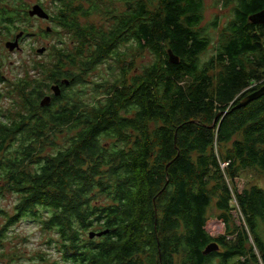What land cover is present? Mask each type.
I'll return each instance as SVG.
<instances>
[{
	"label": "trees",
	"instance_id": "1",
	"mask_svg": "<svg viewBox=\"0 0 264 264\" xmlns=\"http://www.w3.org/2000/svg\"><path fill=\"white\" fill-rule=\"evenodd\" d=\"M15 1L0 0V21L17 29L31 16ZM53 1L76 44L68 54L53 48L50 80L62 94L43 107L45 86L20 83L27 114L0 123V174L23 197L16 219L49 211L44 227L58 232L75 264H176L178 256L189 264H264V190L234 187L248 170L264 175V94L238 108L264 88V26L249 20L264 0H238L219 57L203 66L202 0H123L128 10L111 32L81 24V14L96 12L81 0ZM131 43L129 51H150L153 64L140 72L125 63L122 80L97 105L68 94L114 55L121 65V48ZM213 207L225 224L240 211L247 229L233 241L230 232L213 239L206 230ZM92 232L107 233L91 239ZM213 242L220 251L205 255Z\"/></svg>",
	"mask_w": 264,
	"mask_h": 264
},
{
	"label": "rangeland",
	"instance_id": "2",
	"mask_svg": "<svg viewBox=\"0 0 264 264\" xmlns=\"http://www.w3.org/2000/svg\"><path fill=\"white\" fill-rule=\"evenodd\" d=\"M202 1V21L197 29L209 43L206 51L199 57L203 66L219 57L223 37L228 34L230 24L234 22L237 0ZM79 2L82 3L85 11H96L91 17L81 14L78 17L81 24L85 27L95 26L106 32H111L128 10L123 0H96L97 7H90L91 0ZM12 4L21 16L24 12H30L34 6L41 5L51 15V19L47 21L30 17L29 20L19 21L16 24L17 29L6 26L0 21V123L4 124L18 121L21 113L27 114L26 105L17 92L16 86L18 87L20 83L24 86L31 83L33 87L41 84L45 86L43 93L45 96L53 95L52 90L47 86L53 85L50 80V71L57 64V52L53 51V48L57 46V51L65 48V54H68L67 51L72 52L76 46L73 34L60 27L55 18L54 15L58 13L57 7L60 5L53 0H18ZM53 16L54 19H52ZM48 28H51L50 32ZM26 31H28L27 34ZM22 32L25 33L20 40L21 50L11 52L7 48L8 42L15 41ZM132 45L133 43L125 44L121 48V65L117 54L114 55L84 74V84L74 86L68 94L80 95L78 97L80 103L97 105L106 100L111 85L122 80L125 63L130 67L135 64L140 72L153 64L156 57L150 51L141 52L137 49L129 51ZM44 48H46L45 53H39V50ZM87 52L89 51L84 52L85 57L88 56ZM66 70L79 73L74 66H68ZM216 73L218 74L219 70L211 72L212 77ZM60 143L64 146L69 145V142L65 140H60ZM18 148L17 142L13 147L14 152H17ZM45 154L49 155V149ZM31 169L32 172L36 171V167ZM4 177L0 174V264H75L70 259L71 253L66 249V243L58 232L44 227V221L50 216L49 211L41 209L36 218L26 216L16 219L23 197L20 193L6 189L8 188L5 185L7 180H4ZM235 186L240 190L245 187L250 189L253 186L264 190V175L248 170L236 180ZM218 216L217 209L211 208L206 230L213 239L228 236L230 232L229 240L233 241L237 238L238 229L243 227L247 229L244 215L240 211L233 210L230 213L229 224L218 219ZM86 238H89L88 234ZM98 239L97 241H100ZM253 243L255 245L254 240ZM256 252L260 254L257 248ZM175 263L189 264V261L185 256H178L175 258Z\"/></svg>",
	"mask_w": 264,
	"mask_h": 264
},
{
	"label": "water",
	"instance_id": "3",
	"mask_svg": "<svg viewBox=\"0 0 264 264\" xmlns=\"http://www.w3.org/2000/svg\"><path fill=\"white\" fill-rule=\"evenodd\" d=\"M29 15L31 17H38L40 19H44V20H50L51 16L48 14V12L41 6V5H36L33 7V9L29 12ZM252 20L254 21V23L256 24H262L264 25V12L258 13L256 14ZM48 31H51V28H48ZM24 36V32L20 33L15 41H11L8 42L7 44V48L11 51L14 52L15 50H21L20 47V40L21 38ZM46 48L39 50V53H45ZM169 55H170V62L172 64H178L179 63V57L175 56L174 53L172 51H169ZM66 85H70L69 81H66ZM53 93L56 97L61 96L62 94V90L60 88V86H54L52 88ZM264 94V88L258 92L257 94L253 95L250 99L247 100V102L242 103L238 108L241 107H245L247 106L251 101L255 100L258 96ZM53 98L51 96H47L45 97V99L41 102V105L44 106H48L52 103ZM237 108V109H238ZM220 116L218 117V119L215 121V123L212 125V128L216 125L217 121L219 120ZM107 232H102V233H96V232H92L90 234L91 239H94L95 237H102L106 234ZM221 247L217 242H213L212 244H210L206 251L204 252L205 255H209L212 254L214 252H218L220 251Z\"/></svg>",
	"mask_w": 264,
	"mask_h": 264
},
{
	"label": "flooded vegetation",
	"instance_id": "4",
	"mask_svg": "<svg viewBox=\"0 0 264 264\" xmlns=\"http://www.w3.org/2000/svg\"><path fill=\"white\" fill-rule=\"evenodd\" d=\"M238 0H237V4H238ZM236 7H237V5H236ZM257 14V13H256ZM253 15H255V14H253ZM253 15H251V16H253ZM251 16H250V18H251ZM249 18V20H250V22L256 27V28H260L261 26H264V25H259V24H254L253 22H252V20ZM200 24H201V22L198 24V26L196 27V30H197V32L198 33H200L201 34V37H203V35H202V33L197 29L199 26H200ZM206 40H208L207 38H206ZM21 43V42H20ZM21 45V44H20ZM20 51V50H19ZM179 63H180V61H179ZM178 63V64H179ZM210 72H212V70H210ZM53 97H55L54 96V94L52 95Z\"/></svg>",
	"mask_w": 264,
	"mask_h": 264
},
{
	"label": "bare ground",
	"instance_id": "5",
	"mask_svg": "<svg viewBox=\"0 0 264 264\" xmlns=\"http://www.w3.org/2000/svg\"><path fill=\"white\" fill-rule=\"evenodd\" d=\"M262 12H264V11H262ZM260 13H261V12H260ZM257 14H258V13H257ZM255 15H256V14H255ZM255 15L251 16V18H250V19L252 20V18H253ZM252 22L254 23V21H253V20H252ZM254 24H256V23H254ZM259 25H262V24H259ZM262 89H263V88H262ZM262 89H261V90H262ZM261 90H260V91H261ZM260 91H259V92H260ZM256 94H257V93H256Z\"/></svg>",
	"mask_w": 264,
	"mask_h": 264
}]
</instances>
